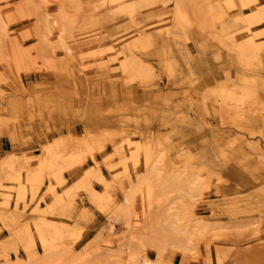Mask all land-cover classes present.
I'll return each instance as SVG.
<instances>
[{"label": "rangeland", "instance_id": "374dc122", "mask_svg": "<svg viewBox=\"0 0 264 264\" xmlns=\"http://www.w3.org/2000/svg\"><path fill=\"white\" fill-rule=\"evenodd\" d=\"M239 7L249 9L241 0H0V264H264V19L234 16ZM226 18L246 23L236 48ZM239 72L260 77L259 94L237 89ZM225 85L244 104L225 100ZM68 135L95 136L96 159L46 169L44 146ZM127 139L149 141L160 199L144 189L116 215L148 166ZM36 169L42 190L32 196ZM86 180L111 195L103 209ZM23 186L27 202L17 199ZM40 217L71 235L44 243Z\"/></svg>", "mask_w": 264, "mask_h": 264}, {"label": "bare ground", "instance_id": "6f19581e", "mask_svg": "<svg viewBox=\"0 0 264 264\" xmlns=\"http://www.w3.org/2000/svg\"><path fill=\"white\" fill-rule=\"evenodd\" d=\"M231 1L234 3V0H231ZM241 1H242L243 5H246L247 7H249V9H251V11H254L255 13L257 12L259 14L260 18L264 19V11H261V9H260L261 0H241ZM44 17L47 21V19H48L47 16H44ZM48 22H50L52 25H54L56 20H51V21L48 20ZM135 24H136V22H135ZM1 29L2 30L5 29V25L1 24ZM139 38L140 37L136 36L135 41H137V42H139V44L143 45L144 44V43H142L143 40L142 39L140 40ZM247 39H248L250 45L254 48L259 44V40L255 37V34L251 33L250 31L248 32ZM61 42L64 43L63 39H61ZM66 50L72 52L71 49L67 46H66ZM125 56H127V54ZM131 56L134 59L135 68H136V64H140L141 66H145V63H143V61H140L139 58H136L135 54H131ZM82 60L83 59H81V61ZM124 66H125V68L127 67L129 69L133 68L132 65L128 64L127 62H125ZM219 86H222V85H219ZM220 91L223 94V98L225 100L236 101V103L242 102V104H244L243 101L239 98V96H237V91L234 90V88H232L230 90V87L228 85H225L224 87L220 88ZM66 136H60V137L58 136V138L55 141H52V142L48 143V145L46 144L44 146V149L42 151V156L44 158H46V164H45L46 169H48L52 166H54V167L57 166L58 169L56 172L57 173L58 172L63 173L66 170V168L73 167L76 164H80V163L83 164L84 163L83 160H84V158H86V155L90 154L93 151L94 145L98 142L97 139L95 138V136H93V135H90V136L85 135L87 137L83 136L82 138L76 137V136L74 137L71 135H68V137H66ZM125 141H128L129 147H134V146L136 147L134 149L135 155L140 154V148L144 149V153H145V155H143V156H145V159H144L145 162L144 163H146V165H148V166L146 168H144V171L140 172L137 175L136 179L134 181H132L131 186L124 193V199L119 204V206L117 207V209L115 211L116 215H119L120 213L129 214L130 211L132 210L134 204L136 205V199H137L138 194L141 193L142 191H144V189H146L147 193H148L147 199H149V200L154 199L155 201H158L160 199V197L155 195V193H154V186H153L152 178H151L152 173H154L153 172L154 171V166H153L154 162L158 158H157V156L152 157L153 153L149 149V144H148L149 141L145 140L144 142H142V143L140 142L137 144H133L134 141L131 139H127ZM97 146H98V148H100V150H103L102 149L103 145L97 144ZM121 148L122 147H120L119 149H116V151L119 152L121 150ZM117 152H115V153H117ZM93 153H94V151L91 154H93ZM76 156L81 157L80 160H76L75 159ZM71 157H74L75 160H70ZM95 159H96V157L93 154V160H95ZM69 161H70V165H69ZM64 165H65V167H64ZM113 166H114V164L110 165V167H113ZM41 180H42L41 170L36 169L35 172L33 173V176L29 180L31 183L32 196H34L38 191L42 190L41 185H40ZM171 180H172L173 186L181 187L182 183L178 181L177 177H173ZM109 181L110 180H105L104 184L108 186ZM115 183H116V181H115ZM51 186H52V184H50L47 187V190L50 189ZM189 186H190V181H187L186 185L184 184V187H186L188 195H191V191H190ZM110 187H112V186H110ZM85 188L87 189V192L89 194V198H90L91 202L96 207H98L100 209H103L104 203H105L104 201L106 199H108V201L111 199V195L108 193L107 190H105V191H107V193H108L107 195H110V196H108L106 198L105 196H103V194L101 192H97L94 189L92 183H90V181H88V180H86V182H85ZM27 192L28 191H26V188L24 186L21 187L19 190V193H18V197H17L18 201L23 200V202H27V199H26V193ZM69 201L73 202V200L71 198L69 199ZM170 214L173 216L172 213H170ZM174 217H175V215H174ZM40 219H43V220L36 221L35 228L41 234L42 241L44 243H46L49 240L45 237V234H52V237L59 238V237L70 236L72 233V229L70 228V226L59 225L58 223H56L52 220L44 219L43 217H40ZM110 219H111L110 228L112 229L114 226V224H113L114 218L112 217ZM204 228L205 227H202V229H204ZM172 229H174L176 231V228L174 226H172ZM150 263H151L150 260H148V259L145 260V264H150Z\"/></svg>", "mask_w": 264, "mask_h": 264}, {"label": "crops", "instance_id": "0c3cea01", "mask_svg": "<svg viewBox=\"0 0 264 264\" xmlns=\"http://www.w3.org/2000/svg\"><path fill=\"white\" fill-rule=\"evenodd\" d=\"M250 10L251 9L244 8V7L243 8L242 7H239V11L234 16H236L240 12L241 13L250 12ZM234 16H233V18H234ZM233 18L230 21L228 20V18H226L224 22H221V24L224 25V26H226L227 29H229V30H227L228 33L230 34L228 36V38L231 40V42H233L234 48H236L237 47V44H240L241 42H238V39L235 38V34H236V32H240L241 30H243L244 28H246V23H239V24L235 25ZM254 27L255 26H252L253 29H255ZM262 28H264V25L262 26ZM256 30H258V29H256ZM247 35L245 36V38L247 37ZM167 40H171V39L169 38ZM260 41H263V40L260 39ZM58 45H59V47L61 49V46L59 44V41H58ZM53 46H54V50H55L54 52L56 53L57 44H54ZM236 53L238 54V56L240 55V52L236 51ZM154 54L155 55H158L155 52H154ZM149 57H151V56L149 55ZM227 74H229V72H227ZM210 78H212V77H205V78H203L202 83L209 82L210 81ZM259 79H260V77H258V75H256V73H253V74L240 73V79L237 82H234L232 79H231V81L236 85L237 89H245V88H248L249 87V88L255 90L259 94L257 86H255V87L252 86L253 85V81L256 82ZM78 80H79L78 84H81V85H85L86 84L85 83V79L83 77H78ZM61 83H62V85H64L66 82L65 81H61ZM178 99H179V97H175V99H173V100H174V102H178ZM8 169H10V168H7V171H9ZM10 170L12 171V173H17L19 171L17 168L10 169ZM1 177H2V175H0V178ZM121 195H122V193H121ZM119 201H121V200H119Z\"/></svg>", "mask_w": 264, "mask_h": 264}]
</instances>
